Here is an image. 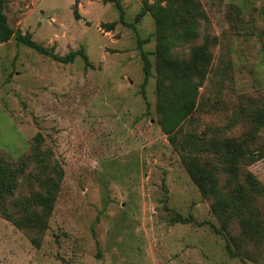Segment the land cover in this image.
Returning a JSON list of instances; mask_svg holds the SVG:
<instances>
[{
    "label": "rangeland",
    "instance_id": "obj_1",
    "mask_svg": "<svg viewBox=\"0 0 264 264\" xmlns=\"http://www.w3.org/2000/svg\"><path fill=\"white\" fill-rule=\"evenodd\" d=\"M119 4L5 0L0 264H264V0Z\"/></svg>",
    "mask_w": 264,
    "mask_h": 264
},
{
    "label": "trees",
    "instance_id": "obj_2",
    "mask_svg": "<svg viewBox=\"0 0 264 264\" xmlns=\"http://www.w3.org/2000/svg\"><path fill=\"white\" fill-rule=\"evenodd\" d=\"M79 1L80 0H76L77 3H79ZM103 1L116 3L118 9L121 11L120 20L123 22L124 14H123L121 5L119 4V0H103ZM4 3H5V0H0V45L8 43L14 36H16V40L19 44H22L30 49H33L37 51L39 54L45 55L54 61H57L63 64H69V63H73L75 59L78 56H80L85 61L86 65L88 67L90 66V63L88 61V58L84 50H81L80 52H71L65 57H60V56L55 55L53 52L47 50L46 48H44L41 44L32 40V38L24 36L20 33L15 34V32L11 29V27L7 23V17L4 14ZM74 18L77 21L81 20V16L78 10H75ZM149 67H150V62L147 58V55L144 54V69H145V74H146V81L149 76ZM251 119H252V122H254L255 124L263 127L264 126V109L258 110L257 112H253ZM179 222L182 224H189V223H192L193 220L192 218H180Z\"/></svg>",
    "mask_w": 264,
    "mask_h": 264
},
{
    "label": "water",
    "instance_id": "obj_3",
    "mask_svg": "<svg viewBox=\"0 0 264 264\" xmlns=\"http://www.w3.org/2000/svg\"><path fill=\"white\" fill-rule=\"evenodd\" d=\"M76 7H77V5H76Z\"/></svg>",
    "mask_w": 264,
    "mask_h": 264
}]
</instances>
